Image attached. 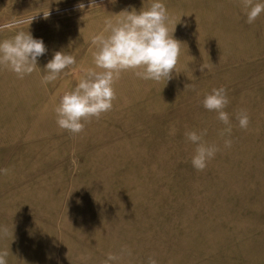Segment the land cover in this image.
Instances as JSON below:
<instances>
[{
  "label": "rangeland",
  "instance_id": "1",
  "mask_svg": "<svg viewBox=\"0 0 264 264\" xmlns=\"http://www.w3.org/2000/svg\"><path fill=\"white\" fill-rule=\"evenodd\" d=\"M164 3L179 22L178 74L166 83L125 72L113 109L73 136L58 127L54 107L76 77L66 69L45 88V65L65 51L77 66H91L90 38L104 17L139 12L148 0H96L90 11L89 0H0V23L37 14L28 31L47 48L23 80L0 71V169L8 170L0 172V227L8 229L0 250L9 252L7 264H104L123 245L132 254L119 264H148L149 257L157 264H264V15L249 25L239 0ZM221 86L230 99L229 149L219 135L224 126L201 103ZM242 108L250 115L246 131L235 119ZM203 128L222 151L198 172L184 132Z\"/></svg>",
  "mask_w": 264,
  "mask_h": 264
},
{
  "label": "clouds",
  "instance_id": "2",
  "mask_svg": "<svg viewBox=\"0 0 264 264\" xmlns=\"http://www.w3.org/2000/svg\"><path fill=\"white\" fill-rule=\"evenodd\" d=\"M239 3L249 25L264 15V0H239ZM85 7L84 3L76 5L79 10H84ZM87 7L89 11L97 7L96 0H89ZM36 15L13 16L0 23V33H13L0 40V71L11 72L20 80L39 68L38 58L47 52L43 40L34 38L28 31ZM49 15V11L43 12L45 19ZM178 23L164 0H148L147 8L143 6L139 12L134 9L125 10L114 16L104 17L102 28L90 38L91 66H77L74 55L65 51L55 52L45 65L41 85L47 88L48 84L66 74V69H71L77 80L76 86L65 91L54 107L58 127L76 136L93 119H100L111 111L113 102L117 99L115 85L125 72L131 71L139 79L166 83L173 78L174 72L178 74L182 43L173 35ZM203 69L202 65V72ZM188 86L190 85H186ZM201 103L206 110L216 113V120L224 126L219 130L223 148H231L232 121L225 110L230 104L226 88H213L211 93L205 94ZM235 119L242 130L249 128L250 115L247 109H240L235 114ZM169 134H176L175 127ZM207 134V128L186 129L184 132L185 141L194 146L191 164L198 172L204 171L208 163L222 151L220 145L205 140ZM71 163L75 166L77 161L73 159ZM7 171L0 169L4 174ZM7 235V227H0V236ZM131 254V249L123 245L119 254L108 253L104 264H119L124 255ZM8 255L7 250H0V264H7ZM148 264H157V260L149 257Z\"/></svg>",
  "mask_w": 264,
  "mask_h": 264
}]
</instances>
